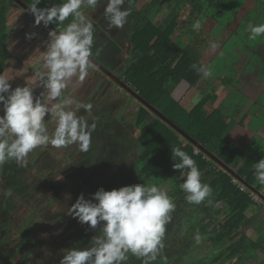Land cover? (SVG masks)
I'll return each mask as SVG.
<instances>
[{
    "label": "trees",
    "instance_id": "obj_1",
    "mask_svg": "<svg viewBox=\"0 0 264 264\" xmlns=\"http://www.w3.org/2000/svg\"><path fill=\"white\" fill-rule=\"evenodd\" d=\"M22 1L29 6L34 3V0ZM240 1L244 2L126 0L122 7L130 9L127 23L113 34L107 30L108 21L104 15L100 22L91 19L94 26L92 56L113 71L123 66L124 69L117 73L125 82L244 179H237L221 167L197 144L182 136L139 100L136 112H133L136 114L135 146L139 149L135 160L130 159L131 149L125 148L123 142V134L132 133L126 130V125L112 116L106 122L100 121L98 133L93 131L91 135V142L96 147L87 157L94 163L95 169L115 173L102 188L112 190L143 183L155 184L164 191L170 187L167 194L176 208L171 213V222L166 225L165 246L152 264H171L175 260L178 264H264V258L260 260V254H264L263 202L260 196L258 200L254 198L255 191L264 195V185L254 175L255 163L264 158V139L254 136L245 147H241L230 138L238 117L250 101L245 93L248 87L261 91L251 113L264 121V35L252 40L248 31L249 24H264V0H253L249 10L244 13ZM62 2L41 0L37 7L47 8ZM100 3L107 6V0H100ZM11 4L20 7L13 0H0V75L5 73L14 58L9 47L12 37L9 24ZM186 11L189 18L184 22ZM30 18L35 21L32 16ZM206 19L222 24L225 34L233 38L223 58L227 62V70L221 74V83L215 86L211 84L215 77L214 70L206 65V59H210V37L198 29L184 47L180 45L189 29ZM70 21L71 17L64 24ZM40 26L47 30L41 23ZM127 40L130 47L125 52L123 45ZM201 66L207 67L211 75L205 77L198 72L196 69ZM183 82L191 88L197 87L202 94L200 101L190 110L182 105L178 97ZM220 90L227 91V95L212 110L210 104L217 101ZM127 95L130 100L136 99L130 93ZM174 147H180L192 156L201 172L202 183L212 189L211 195L200 204H190L185 199L186 193L181 184L186 179L188 169L173 168L176 162L172 159ZM26 159L27 164L23 167L15 161L0 165L2 237L7 235L12 225L10 200L14 196L19 199L25 188H29V183L22 179L34 168V163ZM42 161L46 165L51 164L50 159ZM36 183L41 188L50 189L53 197L68 185L66 179L51 180L50 177L36 178ZM92 196L91 190L87 189L86 199H92ZM59 219L62 226L70 228L69 232H78V219L69 214L60 215ZM81 225L83 231L80 229V238L73 243L80 241L83 248L90 247L92 238L99 234L102 224L97 229ZM249 229L252 230L251 234ZM197 236L200 237L199 242ZM30 241L34 245L43 243L42 240L33 241L29 230H26L10 250H0V264H14L15 256ZM204 243L212 245L210 255L183 263L185 256ZM214 253L215 256L210 259ZM128 255L126 264H142L141 259L131 253Z\"/></svg>",
    "mask_w": 264,
    "mask_h": 264
},
{
    "label": "clouds",
    "instance_id": "obj_2",
    "mask_svg": "<svg viewBox=\"0 0 264 264\" xmlns=\"http://www.w3.org/2000/svg\"><path fill=\"white\" fill-rule=\"evenodd\" d=\"M41 0H34L30 11L35 23L47 27L56 24L57 30H48L47 50L43 52L40 69L34 72L32 84L42 86L43 92L34 96L35 87L26 83L14 89L10 79L0 75V165L15 161L23 167L30 152L38 147L51 145L65 148L78 144L81 152H88L95 122L89 124L77 113L86 110L92 116V104L75 101L64 96V90L73 78L83 81L92 65L90 57L94 44V26L89 13L97 9L100 0H63L47 8L37 7ZM126 0H107L103 15L109 28H123L130 9L123 8ZM71 21L66 25L64 22ZM194 28L198 29L199 24ZM249 39L264 35V24L248 25ZM195 67V65L193 66ZM205 77L211 75L207 67L196 69ZM136 90V89H135ZM49 116V119H45ZM55 122L50 134L48 121ZM174 169H188L181 184L190 204H200L211 195L212 189L202 183L201 172L195 160L180 147L172 148ZM255 178L264 185V158L254 165ZM184 173L182 172V175ZM95 201V202H94ZM176 204L166 191L155 184H134L119 189L100 188L92 199L81 194L69 207L68 214L81 224L97 229L90 247L71 248L64 252L60 264H126L129 253L142 264H152L164 248L166 225ZM199 242L200 237H196Z\"/></svg>",
    "mask_w": 264,
    "mask_h": 264
},
{
    "label": "rangeland",
    "instance_id": "obj_3",
    "mask_svg": "<svg viewBox=\"0 0 264 264\" xmlns=\"http://www.w3.org/2000/svg\"><path fill=\"white\" fill-rule=\"evenodd\" d=\"M252 1H240L242 13L249 10ZM104 10L105 8L100 7L98 4L97 9L89 13V18L97 21L103 16ZM30 17L20 7L15 4L10 5L9 24L12 37L9 47L14 58L8 64L3 75L10 79L9 82L13 89L29 83L35 87L34 96H39L44 89L42 86L36 87L39 81L36 84H32L35 79L33 74L37 69L42 70L40 65L43 52L47 50L46 41L49 39V32L43 30L40 24L36 25L35 21ZM188 18L189 12L186 11L183 21L185 22ZM198 24V29L211 39L210 59H206V65L214 70L215 77L212 79L211 84L215 86L221 83V74H225L227 70V62L223 58L233 38L225 34L222 24L212 19H206ZM117 29L113 27L109 28L108 31L113 34ZM198 29L194 28L193 25L182 38L180 45L184 47ZM123 47L125 52L129 49V40L124 43ZM123 69V66L116 68L117 71H122ZM118 75L121 76V74ZM179 90V100L188 110L192 109L202 98V94L197 87L191 88L185 82L180 85ZM245 93L250 97V101L238 117L237 124L230 135V138L241 147H245L254 136L264 139V121H261L257 114L251 113L253 103L261 91L248 87ZM63 95L71 97L75 101L92 104L91 117L84 109H80L77 115L82 116L89 124L95 122V133L99 131L97 127L99 122H105L111 116L123 122L126 125V130L132 132L131 134H123L125 148L131 149L129 150L130 159L135 160L137 158L139 149L135 146L134 137L136 114L133 112H136L139 101L130 100V96L127 95L122 87L115 84L104 74L99 73L93 65L88 68V75L83 81L73 78L72 82L64 90ZM226 95L227 91L223 92L220 90L217 101L210 104V109L216 108ZM49 118V116L45 117L46 120ZM241 121L242 123H240ZM54 129L55 122L49 120V133L51 134ZM95 147L96 145L91 142L88 152H81L78 144L69 145L65 148H55L48 145L46 147H38L29 153L27 158L34 163V168L29 170L24 175V179H22L23 182L26 180L29 183V188H25L19 199L14 196V199L12 198L9 202L12 225H10L5 237L0 236V250H10L26 230H29L30 238L33 241L42 240L43 243L34 245L30 241L29 245L25 246L15 256L14 264H60L64 252L68 249H83L82 242L73 243L80 238V229L83 231L82 225L78 224L76 229L78 232H69V227L61 225L59 216L68 214L69 207L75 203L81 194L86 198L87 189H90L94 194L115 176L113 171H103L94 168V163L87 156ZM44 155L46 156L44 157ZM47 156H50V158ZM41 159H50L51 164L46 165V162L44 164ZM43 177H50L51 180L66 179L68 185L59 195L53 197L50 189L41 188L36 183V178ZM169 188H166L167 193ZM260 200L263 202L262 212L264 213V201ZM251 232L252 230L249 229L250 234ZM212 250L211 244L204 243L188 256H185L183 263L198 261L210 255ZM214 256L215 253L210 259ZM263 258L264 254H260V260ZM171 264H178V262L175 260Z\"/></svg>",
    "mask_w": 264,
    "mask_h": 264
},
{
    "label": "water",
    "instance_id": "obj_4",
    "mask_svg": "<svg viewBox=\"0 0 264 264\" xmlns=\"http://www.w3.org/2000/svg\"><path fill=\"white\" fill-rule=\"evenodd\" d=\"M15 3H17L20 7H22L30 16L35 18V16L30 11V6L25 3L22 0H13ZM42 25L43 22H41ZM48 30H57V27H55L53 24H49L46 27ZM90 63L96 66L99 70H101L104 74L109 76L112 80H114L116 83H118L120 86H122L125 90H127L129 93H131L135 98L139 101H141L144 105H146L151 111H153L158 117H160L162 120H164L167 124H169L172 128H174L176 131H178L182 136L193 142L194 144H197L199 148H201L205 153L209 154L214 161H216L221 167H223L225 170L230 172L232 175H234L237 179L244 181L243 178H241L235 170L231 169L228 165H226L220 158H218L216 155H213L207 151L205 147L198 144L192 137H190L185 131H183L179 126H177L172 120H170L167 116H165L160 110H158L156 107L148 103L140 94L138 91H136L131 85H129L127 82L123 80V78H120L117 76L113 71H111L107 66H105L103 63H101L97 58L94 56L90 57ZM263 200L264 195L259 192L255 191Z\"/></svg>",
    "mask_w": 264,
    "mask_h": 264
},
{
    "label": "flooded vegetation",
    "instance_id": "obj_5",
    "mask_svg": "<svg viewBox=\"0 0 264 264\" xmlns=\"http://www.w3.org/2000/svg\"><path fill=\"white\" fill-rule=\"evenodd\" d=\"M99 5H100V7H103V8H106V6L103 4V3H99ZM101 18H103V16L101 17ZM101 18H99L98 20H97V22H100V20H101ZM109 29V26L107 27V30ZM112 34V33H111ZM93 65V64H92ZM94 66V65H93ZM95 67V69L99 72V73H102V74H104L101 70H99L96 66H94ZM116 69V68H115ZM111 70V69H110ZM111 71H113V70H111ZM117 76H119L120 78H121V76L120 75H118V73H117V70H114L113 71ZM105 76H107L106 74H104ZM108 78H110L109 76H107ZM110 80H112L111 78H110ZM124 80V79H123ZM115 84H117V85H119L118 83H116L114 80H112ZM120 86V85H119ZM120 87H122V86H120ZM123 88V87H122ZM124 89V88H123ZM125 90V89H124ZM125 92L126 93H129L127 90H125ZM131 94V93H130ZM135 100H137V99H135ZM107 121V120H106ZM105 121V122H106Z\"/></svg>",
    "mask_w": 264,
    "mask_h": 264
},
{
    "label": "built area",
    "instance_id": "obj_6",
    "mask_svg": "<svg viewBox=\"0 0 264 264\" xmlns=\"http://www.w3.org/2000/svg\"><path fill=\"white\" fill-rule=\"evenodd\" d=\"M256 194V193H255ZM254 198L256 199V200H258V195L256 194V195H254Z\"/></svg>",
    "mask_w": 264,
    "mask_h": 264
},
{
    "label": "crops",
    "instance_id": "obj_7",
    "mask_svg": "<svg viewBox=\"0 0 264 264\" xmlns=\"http://www.w3.org/2000/svg\"><path fill=\"white\" fill-rule=\"evenodd\" d=\"M178 91H180V90H178Z\"/></svg>",
    "mask_w": 264,
    "mask_h": 264
}]
</instances>
